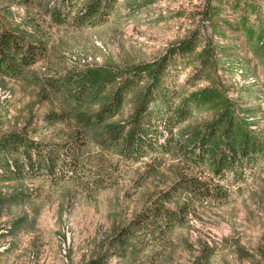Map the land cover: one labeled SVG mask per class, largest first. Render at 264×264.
<instances>
[{
    "label": "rangeland",
    "instance_id": "374dc122",
    "mask_svg": "<svg viewBox=\"0 0 264 264\" xmlns=\"http://www.w3.org/2000/svg\"><path fill=\"white\" fill-rule=\"evenodd\" d=\"M60 1L0 0V12L10 24L49 43L47 55L24 77L0 75L1 134L23 130L36 139L75 146L80 140L72 138L80 134L75 117L57 123L46 118L68 111L52 96L49 80L87 66L127 67L155 60L196 28L208 0H117L105 23L77 29L52 20ZM218 1L232 17L226 0ZM232 54L219 74L230 85L231 96L253 109L252 128L264 131V70L241 44ZM194 72L193 67L182 71L178 85ZM206 84L201 79L192 89ZM129 115L128 105L114 123H124ZM207 116L187 122L184 135L203 125ZM89 132L102 136L97 141L87 136L74 178L0 182V264H87L96 259L125 264L118 245L121 233L146 209L178 202L187 205L184 224L140 251L135 264H264V168L233 185L226 202L188 201L177 182L192 176L215 180L209 167L174 156L125 160L105 143L112 128Z\"/></svg>",
    "mask_w": 264,
    "mask_h": 264
},
{
    "label": "trees",
    "instance_id": "16d2710c",
    "mask_svg": "<svg viewBox=\"0 0 264 264\" xmlns=\"http://www.w3.org/2000/svg\"><path fill=\"white\" fill-rule=\"evenodd\" d=\"M214 1H205L195 29L153 61L127 67L87 66L74 75L66 73L49 80L52 96L64 102L68 111L51 113L47 120L57 123L75 117L80 134L72 138L80 140L71 146L73 142L36 139L23 130L0 133V182L25 177L74 178L81 168L87 136L91 141L102 136L87 131L108 126L114 133L105 143L125 160L174 156L209 167L215 180L181 178L177 188L188 201L226 202L233 185H241L258 169L263 170L264 131L252 128L253 109L231 96L230 85L219 70L230 64L238 44L264 70V6L260 0H226L233 13L230 17L223 3ZM116 2L61 0L51 17L58 25L76 29L98 26L107 21ZM220 38L232 41L225 44ZM48 49L45 38L20 30L0 12V75L24 77ZM189 67L194 68V74L178 85L180 73ZM201 79L207 84L192 89ZM128 105L130 115L124 123H114ZM204 114L209 115L204 124L185 136L184 125ZM186 207L185 202H178L175 207L161 204L146 209L142 218L120 235L118 245L125 264H135L140 251L162 242L184 224ZM87 264L111 263L96 259Z\"/></svg>",
    "mask_w": 264,
    "mask_h": 264
}]
</instances>
